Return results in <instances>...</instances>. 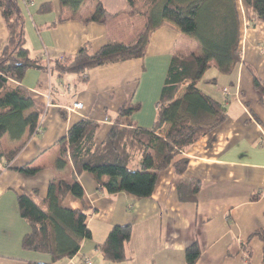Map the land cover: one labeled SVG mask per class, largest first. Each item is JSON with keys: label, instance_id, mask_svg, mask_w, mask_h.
<instances>
[{"label": "crops", "instance_id": "0c3cea01", "mask_svg": "<svg viewBox=\"0 0 264 264\" xmlns=\"http://www.w3.org/2000/svg\"><path fill=\"white\" fill-rule=\"evenodd\" d=\"M169 1L186 5L191 0H164L163 5ZM87 2L92 11L98 0ZM214 2L221 12L219 26L238 29L242 54L236 73L227 74L230 88L226 83L216 92H207L224 103L228 118L181 154L188 159L182 175L173 164L160 172L151 197L141 199L127 192L110 194L89 173L77 176L84 199L68 195L63 205L70 209L89 207L86 223L92 238L82 241L74 257L56 262L47 253L22 248L23 237L31 227L20 215L18 195L27 192L44 208L51 180L74 176L71 161L64 168L56 165L58 141L81 119L98 122L96 140L102 142L121 106L133 103L140 106L131 117L134 124L151 129L172 56L199 54L202 47L195 38L164 22L151 34L145 57L93 67L87 72V81L74 72L66 74L67 79L56 72H26L23 84L32 96L45 104L51 99V104L41 119L39 133L27 141L12 162H0V264H84L87 257L91 264H187L186 249L193 243L201 249L195 264H262L263 242L251 239L250 263L243 245L256 230L264 228V103L251 83L250 76L254 79L248 68L264 80V23H250L244 0H210L207 4ZM45 3H52L53 10L39 13ZM20 4L26 16L28 43L37 55L54 61L63 55H75L85 46L96 52L107 42L104 23L62 20L59 0H20ZM86 8L84 4L82 11ZM90 12L81 13L86 17ZM223 17L229 20L223 22ZM7 40L8 30L0 11V56ZM210 81L217 82V77ZM249 85L255 88L251 92ZM74 102H81L83 107L72 109ZM26 164L38 168V172L26 177L13 169ZM139 165L137 158L132 167ZM185 179L201 182L197 201L180 199L178 185ZM126 224L132 225L126 259L110 261L98 245L113 226Z\"/></svg>", "mask_w": 264, "mask_h": 264}, {"label": "trees", "instance_id": "16d2710c", "mask_svg": "<svg viewBox=\"0 0 264 264\" xmlns=\"http://www.w3.org/2000/svg\"><path fill=\"white\" fill-rule=\"evenodd\" d=\"M158 1L98 0L90 14L82 18L86 0H59L62 20L104 23L107 42L96 52L85 46L75 55H63L52 61L30 48L20 0H0V11L8 30V40L0 56V162H12L27 141L39 133L46 112V104L35 99L23 84L29 69L56 72L59 77L74 72L87 81V72L93 67L145 57L151 34L164 22L172 23L195 38L202 47L199 54L172 56L151 129L134 124L131 117L140 106L126 103L119 109L114 125L102 142L96 140L99 124L90 118L73 124L67 135L59 139L56 165L64 168L71 161L74 176L51 180L44 208L31 194L18 195L20 215L31 227L22 240L24 250L47 253L51 261L56 262L74 257L82 241L92 238L86 223L89 207L70 209L63 205L68 195L84 199V188L77 176L89 173L100 188L110 194L127 192L141 199L151 197L160 172L173 164L176 172L182 175L188 159L181 154L228 118L224 103L205 93L198 84L212 67L224 74L236 73L242 63L238 29L219 26L221 12L215 2L207 4L210 0H191L186 5L169 1L156 10ZM244 4L252 25L264 23V0H244ZM52 10L53 4L45 3L38 12ZM223 19V22L229 20ZM248 68L264 103V80L250 66ZM6 134L20 143L6 149L2 144ZM137 158L140 165L133 168ZM13 169L26 177L38 172V168L29 164ZM200 187L197 179L180 181V199L197 201ZM131 237L132 225H115L98 248L106 259L122 262L126 259V244ZM252 238L264 244V228L256 230L243 245L247 263L253 255L249 245ZM200 254L198 243L190 245L186 249L187 264H195ZM27 264L50 263L29 261Z\"/></svg>", "mask_w": 264, "mask_h": 264}, {"label": "rangeland", "instance_id": "374dc122", "mask_svg": "<svg viewBox=\"0 0 264 264\" xmlns=\"http://www.w3.org/2000/svg\"><path fill=\"white\" fill-rule=\"evenodd\" d=\"M163 1L164 0H160L158 2V4L155 7L156 10L161 9L164 6L163 5V3H164ZM85 4H86L87 8L84 9L83 11H81V12H83L84 14H87L88 12L91 11L92 8L91 9L89 8L90 2L88 3L87 0H86ZM81 17L84 18V16H81ZM214 76L217 77V82L216 81L207 82L209 78H212ZM65 78L67 79L68 76L66 75ZM230 79L231 78H230L229 75L221 73L215 67H212L206 72V74L204 75V78L199 82L198 86H199V88H201L206 93L208 91L216 92V90H217V88L219 86H223L226 83H227L226 85H228V88H230L229 87L230 86V84H229V80ZM250 79H251V83L253 85L254 82L252 81V76H250ZM244 85H245V83H244ZM249 86H250V91L249 92H251L252 90L255 89L254 86L253 87L251 85H249ZM213 95L217 96V97H220V95H215V94H213ZM18 143H19V141H17L16 139L11 138L8 134L4 135V137L2 138V144H3V146L6 149H10L11 147H14V146L18 145ZM133 166H135V164H133Z\"/></svg>", "mask_w": 264, "mask_h": 264}, {"label": "built area", "instance_id": "2783aa9c", "mask_svg": "<svg viewBox=\"0 0 264 264\" xmlns=\"http://www.w3.org/2000/svg\"><path fill=\"white\" fill-rule=\"evenodd\" d=\"M224 93L229 95V90L228 89H224ZM51 104V99L47 101L46 106H49ZM83 104L81 102H74L72 109H79L82 108ZM84 264H91V259L90 257H87L84 261Z\"/></svg>", "mask_w": 264, "mask_h": 264}]
</instances>
